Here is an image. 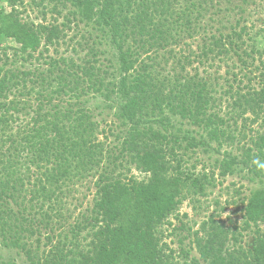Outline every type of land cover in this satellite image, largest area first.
I'll return each mask as SVG.
<instances>
[{"label":"trees","instance_id":"trees-1","mask_svg":"<svg viewBox=\"0 0 264 264\" xmlns=\"http://www.w3.org/2000/svg\"><path fill=\"white\" fill-rule=\"evenodd\" d=\"M250 6L264 0H0V264H264V18L251 34ZM212 8L227 12L213 31ZM69 32L71 54H51ZM96 99L115 110L112 143ZM200 153L213 162L198 170ZM235 175L257 186L232 201L241 220H221L228 202L188 227L183 205ZM86 176L92 205L67 221Z\"/></svg>","mask_w":264,"mask_h":264},{"label":"rangeland","instance_id":"rangeland-1","mask_svg":"<svg viewBox=\"0 0 264 264\" xmlns=\"http://www.w3.org/2000/svg\"><path fill=\"white\" fill-rule=\"evenodd\" d=\"M3 6H5V4H3ZM225 7L227 6L222 5L223 11L225 10ZM263 9L259 8L257 10V8L250 6L249 10H247L246 12L245 24L247 25V27H249L251 34L257 33L259 29H263L261 26L262 24L261 20L264 18ZM215 12L216 11L212 8V10H210L208 13L204 14V19L202 21V24L210 25L211 30L212 28L221 27L222 24L225 23L224 16L227 15V12H223V14H218V15ZM28 15H30L32 19H36V17H38V14L34 12L32 9H28ZM50 15L51 14H48L47 20H49V22H52V18H50ZM40 19H41V16L39 15V20L37 21L39 22ZM61 21L62 19L60 20V22ZM197 37L188 39L187 42L195 47L196 46L195 43L198 40ZM76 40H80V37L78 36L77 38H75L74 32H69L68 38H66L65 41L61 43V46L57 47L56 49L57 51H55L54 48H51V54L53 55L58 54V56L59 55H70L71 51L69 50L72 49V46L76 45L75 44ZM26 67L28 68L29 66L27 65ZM224 70L225 69H222V74L224 73ZM105 106L106 104L103 103L101 99L94 100L92 104L93 109L96 107H97L96 108L97 110L99 109V111H97L98 113H96L97 117L95 118V120L97 119L98 121H101L100 130L106 131V133L104 134V137H108L109 138L108 143L109 142L112 143L114 140V137L111 136L109 132V127L111 125V122L114 121L115 119L113 117V112H115V110L112 112L107 108L104 109ZM100 113L102 114V116L100 115ZM258 125L259 124L257 123L254 126V128L257 129ZM117 132L119 133L120 129H118ZM104 137L102 136L103 139ZM197 159L200 162L199 163L200 165H198L199 166L198 170L201 169L200 166L202 167L205 165L209 167L213 162L212 158L202 153L197 155ZM135 175H138V178H142V176L137 174L136 172H135ZM94 183H95V178H88L87 176L85 178H80L78 180H75L71 183V189H70L71 192L68 194L69 197L66 199L67 205H66L64 214H65V217H67L66 219H68L69 214H72L73 217H71V219H68L67 221L73 222L76 217L80 216V214L84 213L89 207H91L93 195L95 193ZM256 187L257 186L255 184L250 183L246 179H243L240 175L227 177L223 181L222 185L212 190V192H210V194H208L207 197L201 199L202 208L195 211L193 210L190 203L187 201L183 205L181 210L179 211V215L180 216L188 215L187 219L184 218V222L187 224L188 227H192L195 222L198 225L203 220L208 219V217L211 215H219L220 212L222 213L221 209L225 207L228 202H230L231 204L227 206L226 211L223 212V214H221L220 218L222 221H225L226 223H230V219L232 220V222L236 223V221L241 220V214L238 212V210H236V206L232 204V201L241 203L242 200L249 197L250 192ZM216 201L220 203L219 206L215 204ZM169 221L174 225L179 224L175 217H171ZM197 225L193 226L194 230H197L198 228ZM163 229L166 230L165 235H167L169 233V231L167 230L168 226L166 225ZM253 231L254 230H251L249 232H243L242 234L244 237V240L242 243L243 245L245 242L246 243L249 242L251 236H253V233H254ZM182 235L186 236L187 233L185 232ZM172 239L174 243L171 244V247L173 249H177L178 239H176V237L167 239L166 241L170 243ZM189 239L186 241V244L190 242ZM2 253H3V256L5 257L8 255L6 251H3ZM15 257L17 258V255H15Z\"/></svg>","mask_w":264,"mask_h":264}]
</instances>
